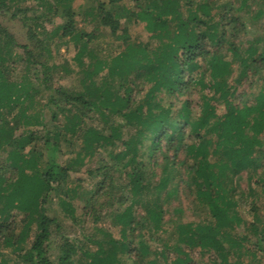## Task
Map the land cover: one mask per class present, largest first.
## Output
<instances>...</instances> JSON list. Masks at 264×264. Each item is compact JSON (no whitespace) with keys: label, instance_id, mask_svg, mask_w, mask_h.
Returning <instances> with one entry per match:
<instances>
[{"label":"trees","instance_id":"obj_1","mask_svg":"<svg viewBox=\"0 0 264 264\" xmlns=\"http://www.w3.org/2000/svg\"><path fill=\"white\" fill-rule=\"evenodd\" d=\"M64 1L62 8H58L66 18L60 27L61 36L80 38L84 33H75L73 11L69 0ZM111 1L117 4L114 10H103L102 3L99 4L103 11L101 24L108 26L111 35L122 26L121 19L126 22L133 19L143 22L155 39L151 47L146 42L127 44L125 51L112 58L113 65L108 68V74H119L123 81L119 86L122 87L125 80H129V73L134 71L132 87L126 84L120 93L110 90L105 81L96 84L93 76L102 67L100 60L86 75L91 86L78 93L50 86L47 83L49 75L43 83L50 92L51 118L63 114L65 132L81 139L77 154H93L103 149L113 162L112 167L101 163L88 171L92 177L100 174L99 185L100 188L108 186L103 192L110 196V204L125 206L115 215L123 226L120 230L122 240L113 241V251L127 253L123 263L131 260L133 264H192L190 253L195 248L207 251L211 264H244V256L249 257L246 259L248 264H264V216L247 221L235 209L239 199L246 197V192L239 189L242 172L247 179V193L258 196L253 188L255 184L264 194V75L253 102L241 101L240 105L229 99L232 94L234 96V87L228 80L233 73V61L237 64L235 79L238 82L250 79L249 87L264 70V32L246 40L237 37L246 28L240 9L251 8L252 4L258 6L253 15L258 19L264 15V0H136L138 8L135 10L119 5L120 0ZM11 4L12 0H0V12L4 13ZM48 8L57 12L50 3ZM214 8L217 11L213 13ZM122 32V35L126 34L124 27ZM0 38L7 47L16 44L14 36L1 24ZM19 46L28 62L49 68L27 45ZM36 47V55L40 57L43 51L40 40ZM79 55H75L78 62ZM7 60L0 54V148L4 144L10 146L7 158L12 170L8 177L15 178L13 184L22 187L27 183L29 191L35 189L22 207L27 211L24 216L27 221L33 213L37 214V230L23 255L24 260L27 264H122L113 253L102 248L94 252L83 250L84 261L74 262L72 256L76 246L68 239L60 245L56 259L49 256L47 243L51 225L58 226V223L46 214L43 205L53 192L59 197L63 210L73 216L74 207L66 199L69 197L65 188L68 168L55 159L60 137L58 130L51 136L55 142H50L48 135L44 140L46 149L54 154L47 158L42 172L35 169L36 156L42 155V150L34 143L37 134L32 131L14 136L20 119L28 122L26 114L21 108L9 124L4 111L22 102L21 92L28 97L32 83L25 86L13 81ZM194 70L198 74L192 78ZM205 74L209 81H205ZM141 78L150 84L140 102L135 94L140 93L138 80ZM192 83L212 91L210 95H201L202 105L195 116L188 98L179 101V105L169 100L171 96L173 100L179 99ZM212 100L223 101L225 111L222 115H217ZM93 113L98 115L102 125L84 127L86 120L96 118ZM115 117L119 120H114ZM132 125L136 126L134 133L123 137L124 131ZM118 143L122 150L111 153V148ZM31 144L26 158L24 148ZM110 168L128 178L129 192L123 190L117 196L113 194L116 187ZM121 188L126 190V185ZM147 193L153 200L147 204L144 213H137L134 205H138ZM181 195L193 209L195 222L182 223L171 216L164 219L163 206L173 199L178 202L172 206L171 214L182 211ZM19 205L13 203L14 207ZM83 209L88 210L87 202ZM166 222L171 223L176 236L171 243L164 242L157 251L150 242L159 240L157 231ZM240 224L243 228L238 231ZM13 229L14 224L0 223V243L4 246L13 245L10 241ZM16 240L21 242L22 238ZM250 242L251 249L247 245ZM0 264H5L4 260L0 259Z\"/></svg>","mask_w":264,"mask_h":264},{"label":"rangeland","instance_id":"obj_2","mask_svg":"<svg viewBox=\"0 0 264 264\" xmlns=\"http://www.w3.org/2000/svg\"><path fill=\"white\" fill-rule=\"evenodd\" d=\"M258 1L260 2V0ZM63 2L65 1L12 0L10 8L5 10L4 13L0 12V24L14 36L16 41L15 45L7 47L0 38V54L8 59L7 64L11 79L18 85L29 86L32 83V88L28 90L29 96L25 97L24 93L21 92L23 95V98H21L22 102L9 111L5 112L3 110L4 117L11 124L18 111L21 108L24 109L28 122L25 123V120L21 118L13 134L15 137L21 134L27 135L32 131L37 134L34 143H36L38 150H42V155L36 156L37 163L35 169L38 172L44 170L47 158L54 154L52 150L46 149L44 144L46 136H49L50 142H55V139L51 137L52 134L57 130L60 133V137L57 139L58 149L55 151V159L59 164L68 168L65 188L68 190L69 197L66 199L73 205L74 213L72 216L64 211L59 197L53 192L46 198L43 205L45 212L49 217H54L57 220L56 223H58V226L51 225V235L47 243L51 259H56L60 251V245L64 240L68 239V241H71L76 246V250L72 256L74 262L84 261L83 250L94 252L102 248L105 251L113 253L117 261L122 262V264H133L131 260H126L123 263L124 259H127V253L125 254L120 250L113 251V241L122 240L120 230L123 226L122 223L118 222L115 215L122 212L125 206L110 204V196L103 192V188L108 186L100 188V174L94 177L88 174L89 170L95 169L101 163L112 167L113 162L103 149L93 154H77L82 144L81 139H77L74 135L70 136V134L65 132L64 127H62L66 123L63 114H58L55 119L51 118L52 108L48 103V94L50 92L45 89L43 80L46 77L48 78L49 75L47 83L50 86H60L68 93H78L83 88L91 86L90 78L86 77V75L94 69L96 61L100 60L103 62L102 67L93 76L96 84L101 85L102 81H105L110 85V90H119L122 93L123 87L126 84L132 87L130 83L134 78V71L129 73L130 76L127 78L129 80H125L123 86L120 87L119 84L123 81L119 74L109 75L107 72L108 68L113 65L112 58L119 52L125 51L124 48L127 44L142 45L146 42L151 47L154 45L155 39L151 36V32L146 30L143 22H136L133 19L127 22L121 19L122 26L115 35H111L108 26L101 24L100 16L103 14V11L99 8V4L102 3L103 10L116 9V2L111 0H69V5L73 11L75 33H84V35L80 38L71 36L62 37L60 27L66 18L58 8H62ZM137 2L136 0H120L119 5L122 4L129 10H135L138 8ZM49 3L56 7V13L54 9L49 10ZM257 8L259 7L252 4L251 8L245 6L240 9L239 14L243 18L246 27L244 30L246 29V32L244 34V30L241 31L237 36L238 39H251L255 35H260L264 32V15L258 19L253 18ZM216 11L215 8L212 10L213 13ZM123 27L126 30L125 35H122ZM116 35L121 36L116 37ZM37 40H40V45L43 47L40 57L36 55L38 51L36 47ZM19 45H27L34 52L35 57L43 61L44 65L49 68L47 69L39 64L28 62V57H26ZM78 53H80V62L75 59V55ZM231 67H233V73L228 80L232 87H234V96L232 94L229 96V99H231L233 104L238 105L241 104V101L252 103L254 94L263 82L262 76L264 75V70L256 77V82L253 83V86L249 87L250 79L240 82L235 79L237 64L234 61L231 63ZM200 70L198 69L199 72ZM197 74V70H194L191 73V77H197ZM138 81L140 83L138 85L140 93L135 94V98L140 101L150 82L145 78H141ZM205 81H209L208 74H205ZM204 93L210 95L212 91L208 88H200L198 84L192 83L186 88V92L180 95L179 99L173 100L174 98L171 96L169 100L179 105V101L188 98L192 105L193 116H195L200 112L202 105L201 95ZM211 103L216 107L217 115H222L225 111L223 101L212 100ZM93 114H95L96 118L86 120L84 127L102 125L97 119L98 115L96 113ZM114 120L117 121L119 118L115 117ZM135 128L136 126L134 125L128 126V131H124L123 137L134 133ZM262 137L264 139V134H262ZM31 146L32 144L25 146L24 157L27 158L29 156L26 152ZM122 148L118 143L115 147L111 148V153L116 154ZM9 149L10 146L5 144L0 148V223L14 224L13 237L10 238L13 245L4 246L0 243V259L4 260L5 264H27L23 255L30 246L33 235L37 230V214L33 213L31 215L32 218L27 221V218H24L27 211H23L22 207L27 202L28 196H31L35 192V189L29 191L27 183L19 187V184H13L15 178L10 179L8 177L10 170H12L9 166L10 160L7 158ZM100 160L104 162H100ZM27 171L29 172V170ZM110 173L113 177V185L116 187L112 191L115 196L122 193L123 190L125 192L130 191L128 178L122 172L114 171L110 168ZM246 180L245 172H242V176L239 179V189L246 192V197L239 199L235 209L243 219L252 221L256 216H264V194L260 192V187L255 184H253V188L255 193H259L258 196L247 193ZM123 184L126 185V190L121 188ZM97 186L99 187L97 188ZM179 199L181 200L182 211L174 215L171 214L172 206L178 202V200L173 199L169 205L165 204L163 206L164 211H166L164 219L166 220L171 216L178 222H195L194 211L189 207L188 202L184 199V195L179 196ZM152 200L153 197L150 193L144 194L140 198V203L134 205V209L137 213H144L145 207H147V204L150 205ZM86 202L88 205L87 211L83 209V205ZM13 203H20V205L14 207ZM24 222L28 223V225L24 224ZM238 228V231L241 230L243 224H240ZM5 230L3 229V232H6ZM157 235L159 240L152 241L150 244L153 249L159 251L164 242L167 244L172 242L176 233L172 231L171 223L166 222L157 231ZM17 238H22V241L17 242ZM247 245L250 249L252 248L251 242L247 243ZM260 252L258 250L259 254ZM190 255L192 264H211L210 255L207 251H200L198 248H195L191 251ZM247 258L249 257H242L244 264H248Z\"/></svg>","mask_w":264,"mask_h":264}]
</instances>
